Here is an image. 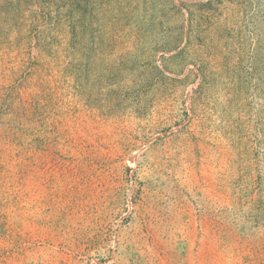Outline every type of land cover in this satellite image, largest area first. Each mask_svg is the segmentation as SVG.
<instances>
[{
	"label": "rangeland",
	"instance_id": "obj_1",
	"mask_svg": "<svg viewBox=\"0 0 264 264\" xmlns=\"http://www.w3.org/2000/svg\"><path fill=\"white\" fill-rule=\"evenodd\" d=\"M0 264H264V0H0Z\"/></svg>",
	"mask_w": 264,
	"mask_h": 264
},
{
	"label": "water",
	"instance_id": "obj_2",
	"mask_svg": "<svg viewBox=\"0 0 264 264\" xmlns=\"http://www.w3.org/2000/svg\"><path fill=\"white\" fill-rule=\"evenodd\" d=\"M186 3H195V2H199L201 0H183Z\"/></svg>",
	"mask_w": 264,
	"mask_h": 264
}]
</instances>
